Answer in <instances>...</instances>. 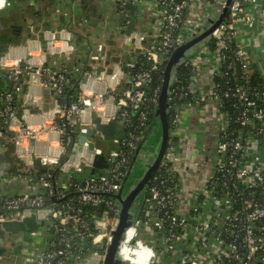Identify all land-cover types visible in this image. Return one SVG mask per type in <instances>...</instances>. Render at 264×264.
I'll return each instance as SVG.
<instances>
[{"label": "built area", "instance_id": "built-area-1", "mask_svg": "<svg viewBox=\"0 0 264 264\" xmlns=\"http://www.w3.org/2000/svg\"><path fill=\"white\" fill-rule=\"evenodd\" d=\"M145 2L157 14L150 40L135 29L120 33L131 52H125V61H115L103 37L81 33L90 66L79 77L56 66L74 52L72 32L65 28L45 29L43 42L30 37L1 51L0 148L13 145L26 168L16 174L36 181L39 189L14 194L4 187L0 226L44 213L39 229L30 233L40 232L41 241L0 254V264L10 258L20 264H103L119 221L117 195L155 118L165 66L174 49L218 16L217 6L226 5L222 0H115L122 27L130 23L128 6ZM7 5L0 0V10ZM226 8L208 41L173 77L166 149L119 244L122 264H264V0H230ZM195 10L196 24L184 26ZM121 81L130 87L120 88ZM42 89L53 91L50 108L45 109ZM69 89L75 90L72 98ZM93 115L102 123L115 121L121 132L109 139L95 134L78 144L86 128L95 127ZM184 115L191 131L193 123L208 117L216 129L213 163L202 186L189 191L183 182L195 177L194 167L186 161L194 171L190 177L176 161L177 147L186 139ZM96 140L105 146L106 167L90 175L102 153ZM35 158L48 168H30Z\"/></svg>", "mask_w": 264, "mask_h": 264}, {"label": "crops", "instance_id": "crops-1", "mask_svg": "<svg viewBox=\"0 0 264 264\" xmlns=\"http://www.w3.org/2000/svg\"><path fill=\"white\" fill-rule=\"evenodd\" d=\"M1 1L3 2L4 0ZM7 2L8 5L0 10V12L4 11L0 14V21H11L9 16L20 11L29 20L31 19L32 25H35L34 31L30 36L31 38L35 39L37 37V39L43 42V31L45 29L57 32L65 28L72 32L71 41L74 45V52L69 60H65V58H62L60 61L58 60L59 62L56 66L64 65L74 77L81 76V74L88 70V66H90L87 61L89 48L85 38L80 35L81 33H92L94 40H96L97 36L103 37L108 46L109 59L125 61L127 59L125 52L130 53L131 50L121 42L120 33L126 32L128 28L135 29L146 35L145 42H147L150 40L151 34L155 33L156 30L157 14L147 2L128 6L130 23L127 29L121 26L124 16L120 15L117 11L115 0H7ZM22 24L24 23L22 22ZM259 30L262 31L260 28L256 31L259 32ZM260 49L262 52L264 51V49ZM262 56L264 57V52ZM47 62L53 66L55 65L53 58L50 56L47 57ZM94 66L99 70L100 66L99 68H97L98 65ZM119 87L129 88L130 83L121 81ZM41 94L45 109L50 108L53 104V91L42 89ZM17 113H20V109L17 110ZM189 119L187 115L183 116L182 120L185 123H182V128L185 127ZM100 144L104 145L103 142H100ZM187 144V140L185 139L182 146L186 147ZM7 145H10L12 151L7 150ZM179 152V157L176 158L178 166L179 168H187V164L185 163L189 160V157L183 152V149ZM47 165L45 161L35 158L32 167L35 170H41L48 168ZM15 171L21 173L25 171V168L15 156L13 145L8 143L3 148H0V195L6 186H10V190L14 194L39 189L38 185L35 184L36 181L33 184L25 182L18 174L14 173ZM40 216L41 214L36 212L24 217L23 220L12 221L14 226L24 229L23 233L15 231V235L10 238L6 236L1 237L0 235L3 239H0V254L11 253L12 251L17 253L21 247L41 241L42 235L40 232H38L36 237H32L30 234L32 231L39 229ZM5 263L20 264L18 258H10L7 262H3V264Z\"/></svg>", "mask_w": 264, "mask_h": 264}, {"label": "water", "instance_id": "water-1", "mask_svg": "<svg viewBox=\"0 0 264 264\" xmlns=\"http://www.w3.org/2000/svg\"><path fill=\"white\" fill-rule=\"evenodd\" d=\"M222 1L225 2L226 5L230 2V0ZM226 5L223 7L217 6L221 11L220 14L218 16L212 15L211 17H209L205 24L195 35L191 36L184 43L178 45L174 49L169 61L165 66L161 92L158 100V107L155 114V121L159 120L160 122V136L158 140V146L156 147L155 154L148 157L146 162L144 163L140 178L133 179L134 182L130 183L129 190H127L126 193H124L123 191L124 188H121L120 192L117 195L118 201L121 206L119 221L117 227L113 232V239L108 246L103 264H122L118 254L119 244L123 238L125 229L133 222L134 208L139 205V203H136L135 199L138 195L143 193L145 186L150 181L151 175L162 159V156L166 149L168 140L167 97L169 95L173 77L184 59L197 51L203 44L208 41L211 32L224 19L227 9ZM28 31L30 32L31 29H28ZM93 118L96 123L95 127H87L86 134H82L79 136L78 144L83 143L86 140V137H94L95 134L109 139L112 138L115 134H119L121 132L115 121L110 120L106 123H102L99 122L94 115ZM95 146L99 147L102 150V153L95 156L92 164L93 168L90 171V175H94L96 173L95 169L106 167L105 159L103 156L105 146L100 144V142H98L97 140L95 141ZM72 150H75V148H73ZM127 183H129L128 180L123 183L122 187H125ZM40 213L43 214L44 211Z\"/></svg>", "mask_w": 264, "mask_h": 264}, {"label": "rangeland", "instance_id": "rangeland-1", "mask_svg": "<svg viewBox=\"0 0 264 264\" xmlns=\"http://www.w3.org/2000/svg\"><path fill=\"white\" fill-rule=\"evenodd\" d=\"M198 16H199V10H195L192 12L190 11L188 13V19H190L191 23H185L184 26H187L190 28L192 26H194L196 24V19ZM262 31L259 30V33H262ZM182 39H184V38L182 37ZM261 59H262V62H264L263 56L261 57ZM203 121H204L203 119H200L199 121L197 120L194 124L196 137H195L193 143L199 144L200 146L204 145L205 143L208 145L209 144L211 145V144H213L214 140L216 141L214 136H210V134L208 133V128L211 126V123H208L206 121L203 122ZM205 125H207V126L204 128ZM159 136H160V122H159V120H156L155 123L153 125H150V127L148 128L146 139L143 142L139 143L137 150L135 151V154H134V156L130 162V166H129V169H128V172H127L126 178H125V181L128 180L129 183H127L125 187H122V188H124V190H123L124 193H126L127 190H129V187H130L129 185H130V183L134 182V180H133L134 178H136V179L140 178V176L142 174L141 171H142L143 165L146 162L147 158L150 157L151 155L155 154L156 147L158 146ZM177 149H179V147H177ZM183 152L186 153L185 149H183ZM187 154H189V153H187ZM208 155L210 156V159H209V162L204 163V168H203L204 174L203 175H206L207 171H209V169L211 167L210 165H212V163H213V160H212L213 152L209 151ZM195 158H197V156ZM195 158H194V161L196 160ZM198 161L199 160H196L195 162H198ZM200 161L202 162L204 160L200 159ZM187 162H188V160H187ZM195 162H194V164H196ZM197 164H199V163H197ZM198 169L199 168H194L196 173L198 172ZM193 172L194 171L192 168L191 169L190 168H184V174H186L190 177L193 175ZM201 176H202V170H201L200 177ZM190 179L184 180L183 183H184L185 188H187V185H190L192 183V182H190ZM141 196H142V194H140L136 197V199H135L136 203H139ZM133 214L137 215L136 208H134ZM12 221H14V220L10 219V220L3 222V224L1 225V231H2V233L0 234L1 237L2 236H6L7 238L13 237L15 235L14 234L15 231H18V232L20 231V233L21 232L23 233L24 229H21V227L17 228L16 226H14ZM1 237H0V239L3 240ZM5 262H7V260Z\"/></svg>", "mask_w": 264, "mask_h": 264}, {"label": "flooded vegetation", "instance_id": "flooded-vegetation-1", "mask_svg": "<svg viewBox=\"0 0 264 264\" xmlns=\"http://www.w3.org/2000/svg\"><path fill=\"white\" fill-rule=\"evenodd\" d=\"M17 11V9H16ZM4 12L1 11L0 14ZM10 20H5L0 21V53L1 51L8 46L9 44L12 43H19L21 41H23L24 39L28 38L31 36L32 32L34 31L35 25H32V21L31 19L29 20L27 16L21 14L20 11H17L16 14H12L11 16H9ZM8 19V18H7ZM22 22L24 24H22ZM22 24V25H21ZM30 26H29V25ZM28 29H31L30 32H28ZM27 30V31H26ZM208 123H211V126L208 128V133L210 134V136H214V138L216 139V129H215V124L213 121V117H208L207 120ZM189 125H190V121H188V123L185 125L186 127V131H185V138L187 140V145L186 147L180 146L179 147V151L182 149H185L187 156L189 157V164L193 165L194 168H199L198 172H195V177L190 180V182H192L190 185H187V191H189L190 189L193 188H200L203 184V180H204V163L205 162H209L210 156L208 155L209 151L213 152V158L215 156V145H216V141L214 140L213 144H204L202 146H200L199 144H194L193 141L196 137L195 135V129H194V123H193V127H192V131L189 130ZM207 125L204 126V128ZM189 140V141H188ZM197 156V158H195ZM194 158L196 160H199L198 162L194 161ZM200 159L204 160V161H200ZM194 162L196 164H194ZM199 163V164H197ZM212 163V162H211ZM211 166V165H210ZM201 170H202V176L201 175ZM209 171H207L208 173ZM206 173V174H207Z\"/></svg>", "mask_w": 264, "mask_h": 264}, {"label": "trees", "instance_id": "trees-1", "mask_svg": "<svg viewBox=\"0 0 264 264\" xmlns=\"http://www.w3.org/2000/svg\"><path fill=\"white\" fill-rule=\"evenodd\" d=\"M130 29H131V28H128L127 30H130ZM152 86H153V85H150V88L147 90L148 92L152 89ZM67 93H68V95H69V98H72L73 95L75 94V90H72V89L70 90V89H69V90H67ZM154 123H155V118L153 117L152 120H151L150 123H149V127H150V125H153ZM149 127H148V128H149ZM7 150H8V151H12L11 148H10V145H7ZM11 161H12V159H11ZM30 168H33V167L30 166ZM14 173H18V172L15 171ZM39 173H40V171H39Z\"/></svg>", "mask_w": 264, "mask_h": 264}]
</instances>
